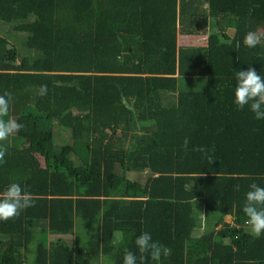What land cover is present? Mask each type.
Returning <instances> with one entry per match:
<instances>
[{
  "label": "trees",
  "instance_id": "obj_1",
  "mask_svg": "<svg viewBox=\"0 0 264 264\" xmlns=\"http://www.w3.org/2000/svg\"><path fill=\"white\" fill-rule=\"evenodd\" d=\"M262 24L264 0H0V94L24 126L0 144V192L35 195L0 221V264H140L144 232L172 251L143 264H264L243 212L264 119L234 102L238 71L264 77V40L244 43Z\"/></svg>",
  "mask_w": 264,
  "mask_h": 264
},
{
  "label": "clouds",
  "instance_id": "obj_2",
  "mask_svg": "<svg viewBox=\"0 0 264 264\" xmlns=\"http://www.w3.org/2000/svg\"><path fill=\"white\" fill-rule=\"evenodd\" d=\"M261 40H264V33L249 32L244 39V43L246 46L253 48ZM46 94L47 85H42L39 95ZM12 98L13 94L11 92L0 94V144L24 127L13 118L5 119L9 115ZM234 102L241 110L246 106L250 107L256 119H264V77L258 74L254 67L236 73ZM184 143L187 146L189 139L186 138ZM194 150L207 155L206 147L197 146ZM6 152L7 149L0 146V164L6 162ZM208 159L210 160L211 157H208ZM236 189L239 190V185L236 186ZM34 201L35 195L33 193L23 189L19 183H11L5 191L0 192V221L17 218L23 210L33 207ZM243 212L247 217L246 223L251 229L250 234L255 238H259L264 234V186H260L255 182L250 185V190L246 193ZM135 243L140 253V264H143L148 256L154 261H159L162 256L171 255L172 250L154 241L148 232L138 236ZM123 264H138L136 254L126 251Z\"/></svg>",
  "mask_w": 264,
  "mask_h": 264
},
{
  "label": "rangeland",
  "instance_id": "obj_3",
  "mask_svg": "<svg viewBox=\"0 0 264 264\" xmlns=\"http://www.w3.org/2000/svg\"><path fill=\"white\" fill-rule=\"evenodd\" d=\"M258 32L264 33V24H262L259 27ZM205 43H206L205 35H197V36L185 37V38L181 36L180 39L178 40L179 46H203L205 45ZM19 132L21 133L22 131L20 130ZM53 133L55 136L56 144H64L70 142L71 140V131L64 129L58 125H55ZM214 264H218V263H214Z\"/></svg>",
  "mask_w": 264,
  "mask_h": 264
},
{
  "label": "crops",
  "instance_id": "obj_4",
  "mask_svg": "<svg viewBox=\"0 0 264 264\" xmlns=\"http://www.w3.org/2000/svg\"><path fill=\"white\" fill-rule=\"evenodd\" d=\"M179 36H180V37L182 36V37L185 38V37H192V36H197V35L185 36V35H181V34H179V35H178V38L180 39ZM179 39H178V40H179ZM205 44H206V43H205ZM228 218H229V219H228ZM225 219H226L228 222H232L233 217H232L231 215H227ZM58 237H59V235L51 234L49 238H50V240L53 241V240H57ZM64 237H65V236H64ZM74 237H75V236H72V235H71V236H67V237H65V238H66V240H68V241L70 240V241H71Z\"/></svg>",
  "mask_w": 264,
  "mask_h": 264
}]
</instances>
